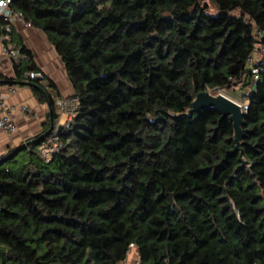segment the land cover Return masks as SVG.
<instances>
[{
    "label": "trees",
    "instance_id": "obj_1",
    "mask_svg": "<svg viewBox=\"0 0 264 264\" xmlns=\"http://www.w3.org/2000/svg\"><path fill=\"white\" fill-rule=\"evenodd\" d=\"M11 1L78 105L58 132L55 87L25 75L39 70L19 45L10 81L45 90L62 148L35 151L48 123L0 155V264H122L130 246L141 264H264V58L254 83L245 65L264 0ZM211 90L247 102L245 164L228 117L169 115Z\"/></svg>",
    "mask_w": 264,
    "mask_h": 264
},
{
    "label": "crops",
    "instance_id": "obj_2",
    "mask_svg": "<svg viewBox=\"0 0 264 264\" xmlns=\"http://www.w3.org/2000/svg\"><path fill=\"white\" fill-rule=\"evenodd\" d=\"M1 35L0 32V81L12 80L14 77L13 65L24 58L19 54L17 59H12L3 53V49L18 48L19 45H23L31 52L32 61L45 77L44 80L53 83L55 88L52 89L56 98L62 99L73 95V89L63 64L42 31L34 27H25L23 23L15 20L11 23V33L8 37L1 40ZM44 80L40 83L44 84ZM23 83L25 82L0 84V99H4L5 103L11 107V119L16 126V132L13 134L0 131V155L7 148H15L22 143L25 145L27 139L42 133L46 124L50 123L45 101L40 102L33 94L32 87ZM59 126L56 119L55 129ZM135 258L138 256L133 247L122 264H132Z\"/></svg>",
    "mask_w": 264,
    "mask_h": 264
},
{
    "label": "built area",
    "instance_id": "obj_3",
    "mask_svg": "<svg viewBox=\"0 0 264 264\" xmlns=\"http://www.w3.org/2000/svg\"><path fill=\"white\" fill-rule=\"evenodd\" d=\"M11 0H0V32L1 40H5L10 31L12 21H19L24 24L25 27H31L30 23L24 21L22 14L19 11L14 10L11 7ZM255 39H257V44L255 45L254 51L246 58L245 65L250 74L251 83L258 80L261 68L259 67L258 61L264 58V43L261 41L264 39V31L260 32L254 30L253 32ZM3 53L8 55L12 59H17L19 57L18 48L3 49ZM0 69H1V58H0ZM25 75L30 79H37L39 82L44 80V76L40 71H28ZM50 97L53 100V110L57 116L64 115L66 117L63 126L68 127L71 119L74 117L75 111L77 109L78 100L77 98L70 96L67 98L58 99L55 96V92L52 88H47ZM10 90V89H9ZM236 101V100H234ZM241 105V110L244 113L247 110V102H239ZM0 131L13 134L16 132V126L11 119V107H9L4 99H0ZM62 148L61 141L58 135L54 132L50 134L44 141L38 143L35 147V151L45 162L50 161L52 156L58 153ZM133 247L130 246L127 255ZM132 264H141L138 258L132 261Z\"/></svg>",
    "mask_w": 264,
    "mask_h": 264
},
{
    "label": "water",
    "instance_id": "obj_4",
    "mask_svg": "<svg viewBox=\"0 0 264 264\" xmlns=\"http://www.w3.org/2000/svg\"><path fill=\"white\" fill-rule=\"evenodd\" d=\"M14 83L15 82L13 81H7V80L0 81V84H14ZM23 84L36 88L41 93L46 103V106L48 109L49 122L51 126L49 130L43 134V138H44L48 136L49 133L53 129L52 108H51V104L48 99V95L43 88H41L40 86L36 84H33L31 82H25ZM211 109L216 110L220 114L221 118L228 117L229 121L232 124V131H233L232 139H233V144H234V151L239 153V162H241L242 164H245V160L242 158V142L244 139V131H243L244 113L242 112L241 105L238 102L234 101L233 99L229 98L228 96H226L225 94L217 90L204 91V92L198 93L194 97V99L191 102L190 108L186 112L182 114H169V115L171 118H174V119H179V118L189 119L194 114H199L202 111H207ZM61 129H62V126H59L57 128V131L59 132ZM28 146H29V143H26L22 147L17 148L12 153L10 158Z\"/></svg>",
    "mask_w": 264,
    "mask_h": 264
},
{
    "label": "rangeland",
    "instance_id": "obj_5",
    "mask_svg": "<svg viewBox=\"0 0 264 264\" xmlns=\"http://www.w3.org/2000/svg\"><path fill=\"white\" fill-rule=\"evenodd\" d=\"M217 91H219V90H217ZM220 92L240 101L241 91H239V92L238 91H235V92L234 91L233 92L220 91ZM65 119H66V117L64 115L57 116L58 125L63 126Z\"/></svg>",
    "mask_w": 264,
    "mask_h": 264
}]
</instances>
